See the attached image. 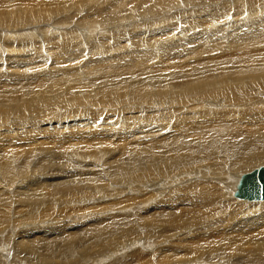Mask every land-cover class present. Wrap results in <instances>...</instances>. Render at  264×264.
<instances>
[{"label": "rangeland", "instance_id": "rangeland-1", "mask_svg": "<svg viewBox=\"0 0 264 264\" xmlns=\"http://www.w3.org/2000/svg\"><path fill=\"white\" fill-rule=\"evenodd\" d=\"M71 1L74 0H61L54 2L49 0H7L6 2L0 1V4L4 3V7L10 6L14 8L20 7V3H26V5L30 4L32 8H36L39 4H43L46 10L42 11L40 16H34V19L38 21V23L44 24L49 21H60L59 23L61 24L77 22L79 25V27L71 26L67 29L65 28V30L54 29V31L51 30V34L58 36L60 31L66 32L68 30H73L74 33L77 29L79 31L81 29V31H87V27H89V29L94 28L95 31L93 32L87 31V36H84L81 31L73 34L78 36L76 38H78L77 41L79 40L80 44L87 39L90 42L92 38L91 36L95 37L100 35L104 28L102 26L94 27L97 23L94 20L95 18L97 19L96 15L102 13L108 14L107 16L111 17L110 13L115 9H111V2L104 3L103 0H99L96 4L88 2L89 0H85V3L83 4L82 0H80L76 7L70 8L69 2ZM157 1L158 0H151L152 3ZM192 1L193 0H170V3H177V7L181 6V9L177 10L176 7L174 12L163 15L158 19H151L143 22L134 21L131 22L129 26H123L124 28L120 27L121 30H125L127 33L129 31L131 36H123L118 42L114 40L112 48L128 45L124 50H129L132 47L138 49L137 51L141 53L140 56L136 57V52L131 54V61H134L135 64L133 65L136 67H131V70H124L119 73L115 71V63L113 62V59H111L110 63L105 64L103 68L99 66V63L90 65L89 68L86 67V77L82 76V74L75 68L65 71L62 70L61 67L54 65V63L59 61L58 65L64 64L67 66L72 59L74 60L77 57L84 58L91 52L98 50L97 48H102L100 40V43H95H99L97 45H92L88 40V43L85 41L86 43L82 44L83 48L85 44L88 47V50H86L87 47L85 46V52L83 48H81L83 51L81 50L79 53H75L73 52V48H69L57 53L56 50H58L59 47L56 46V41L49 42L47 40L50 39L45 38L44 35L35 37L34 40L37 41L36 45L29 43V41L25 42L20 40L27 38H6L14 33H22L26 30L23 28L27 26L28 23L22 25V22L25 21L23 18L20 23L3 22V26L0 27V77L3 81L0 80V82H8V85H0V100L4 98L27 99L26 97L30 95V92L39 89L43 90V92L39 93L43 97H52L54 96V91L47 92L44 88L45 85L49 84L50 79L59 81L63 87H67L73 82L83 81L89 86L86 89H83L85 91L83 94H75L74 97L68 99V102H75L73 107L68 111L62 107L55 108L44 103L43 106L40 107L41 109L39 108L41 114L39 112L38 116H35L34 112L32 113L31 110L28 115H26L25 111L0 112V146L4 147L3 149L0 147V152L7 151L8 149H11L8 150V152H21L23 149L29 147L31 150H34L38 148V146L45 147V149L50 147V149H52L50 150L51 154L44 151L39 156L34 154H30L29 157L16 155L17 158H14V160L10 159L12 172H10L7 178L11 180L14 185L17 183L15 186H12V183L10 184V182L7 183L5 181L6 179L2 178L6 177L0 173V202L4 201L1 200V198H6L8 202V204L6 203L0 211L3 210L9 217V221L3 223V225H5L3 226L4 228L1 227L3 229H0V264H50L48 263L50 261L51 264H54V259L47 261L48 258L44 257L42 252L39 253V256L32 257L25 253H18L15 250L14 239H18L16 237H18L20 231L24 234L25 232H28L27 230L29 228H25V226L21 224H31V227L36 225L37 227L46 226L49 229L52 228L53 230L45 233L51 234V237H58L67 232L82 235L85 231L94 227L107 226L114 222L120 224L119 231L116 233V236L111 237L110 242L106 243L105 247L103 244L93 243L92 252H89L86 250V247L89 244V239L80 240L78 243H68V249L63 245L54 253V257L58 264H264V256L259 261L253 262L251 257L240 254V250L243 248H240L235 254H233L234 251L230 252V250L225 248L229 246L234 237L247 229L246 227L237 224L234 219L233 214L240 215L237 210L238 207H246L249 204L255 203H259L257 205L260 206L264 203V200L247 201L237 198L239 201H235L236 198L233 196V189L231 191L232 197H225V200L227 199L226 202L231 206V211L223 212V210L216 209L215 212H221L222 215L216 217V215L209 214L208 218H200L202 221L198 222L196 220L189 222L186 229L169 227L164 223L154 221L153 217L158 214L162 217L166 216L168 214L166 211L169 210L170 206L177 207V210H180L182 213L197 214L203 212V205L195 206L190 202L192 194L197 190H210L213 192V196L214 194L219 195L225 186L229 187L230 183L205 179L202 178L201 173L200 175H194V173L191 172V178L185 181H182V179L177 180V183L166 186L171 187L170 190L160 192L166 187L159 186V183L162 181V179H159V175L145 177L143 176L144 169L138 168L136 169L138 172L136 173V178L125 176L123 171L125 169L134 168L135 166L132 164V154H129V152L122 153L119 150L122 147V144L118 146L120 141L111 140L112 138H103L104 141L107 140V142L103 141L99 145L95 143L93 144L94 140L89 136L90 130H87V125L74 128L75 132L79 133L77 134L78 141L76 140V142L75 140L70 141L69 137L57 141L55 139L56 137L46 136L41 132V128L45 127L43 123L48 120L50 122L51 120H54V124L52 123L53 125H57L55 124L57 122H60L61 124L66 122L78 124H93L92 122H96L97 124H100L104 120L122 119L123 121L127 120L126 117L129 118L131 115H138L143 122H146L148 116H151L156 117L155 123L175 124L178 114L184 115L188 117V119L193 120L191 119L192 116L205 114L206 111H204V109L215 108L206 104V100L216 98L214 94L217 93L214 89L215 86L208 85L210 81L207 77L216 74L221 71L222 68L214 69L215 67L212 66V63L217 62L218 59L209 60L208 58L219 54V52L211 51L215 49V47H209L206 44L198 45L196 42L197 40H192V36L188 35L187 31H193L195 27L193 17H191L192 14H200L202 17L207 11L220 6L216 7L211 4V0L206 3L204 2L205 0H197L195 1L196 5L192 3L191 7L189 4L186 8L184 7L187 2L190 3ZM136 2L137 1L135 0V3ZM138 2L140 3V1ZM139 3L136 4L140 5ZM147 5L148 9L153 10L155 13L158 12V7H155L149 2ZM226 5L230 6V2H227ZM101 6H104V8ZM19 9L23 10L22 8ZM179 11L184 13L191 12L185 15H180L181 12ZM240 11L241 10L236 12L238 13ZM175 12H179L177 15L185 17H177ZM163 13V11L160 12V14ZM107 16H103V18H106ZM209 18L211 17L203 16L200 18L198 24H201L200 26L206 25L204 22ZM93 21H95V24H93ZM155 21L161 23H165L166 21V23L163 24L159 30H147L148 34L144 28H141L144 30L133 28L136 24L139 25ZM130 26L135 30L132 29V31H130ZM85 27L87 29H85ZM114 29L116 28H109L108 30L106 28L104 31L107 34L103 35V37L105 36L104 38H106V36L114 32ZM178 30L183 34L179 39L172 43H169L170 40H165L168 33ZM198 36H200V34ZM136 37L139 39L136 40ZM132 41L136 42L135 46L130 43ZM106 42H104V44H106ZM108 44L110 43L108 42L106 45ZM94 45L97 48L93 47ZM154 45V48L151 47ZM76 46L78 45L75 44V47ZM89 46H91V48ZM145 47H149V51L158 54H161L162 50H164L166 53L170 54V56L167 57L169 59L165 60L162 65L157 63L159 60L157 58L150 60L145 55ZM174 47H180L181 51H176ZM15 49H21L18 52H24L28 55L27 58L30 60L29 64L22 67L24 65V63H22L21 67L22 69H27L29 71L20 70L19 72H22V74L19 72L16 74V67H12L9 63L13 60L10 59L9 53L12 54L14 58L17 57L20 62H22V59L16 56L17 52ZM113 51L114 50H112L111 53L115 52ZM72 53L75 54L72 55ZM111 53H108L109 56ZM46 58L47 61L45 60ZM177 61H180L178 65H181V68L186 73L193 69H198V78L203 79L202 81L206 80L205 85L208 87V90H203L208 92L204 94H182L181 96L169 93L170 91H173V89L175 90L173 82L177 79V77L174 76L177 75H174L175 71L173 70L176 69ZM142 62L144 65H142ZM78 64H80V62ZM1 67H3V70ZM42 67H48V72L43 73L42 69L39 70V68ZM36 68L38 69L35 70ZM10 70L11 72H9ZM66 73H68V75H66ZM150 73L160 75V79L151 81L150 83L156 88L162 89L161 91H165L167 94L158 93L157 95L140 98L138 101H131L125 96L127 93L124 89L125 86L131 83L135 84ZM18 75L19 80L17 79ZM170 76H172V78L166 80V78H169ZM98 87L100 89L96 95L90 92ZM112 87L121 89L117 92L119 94L115 95L108 92ZM2 89L7 90L4 93H1ZM55 91H58V89ZM179 97H183V100H181L182 98L179 99ZM28 99H31L34 102L38 100L36 96ZM232 102H234V100ZM235 107H239L237 110L241 112L243 111L242 106ZM246 107L245 112L247 111ZM75 108L76 110L73 112ZM83 108H92L94 110L92 113L87 114L80 112L83 111L81 110ZM108 109L109 111H107ZM100 111H102V113ZM23 123L27 124L21 125ZM125 132L126 131H124V133ZM131 133V136L139 138L136 141L129 139L131 147L135 143H138L143 147L145 144L161 138L155 137L153 140L151 139V141H144L142 131L139 128L133 129ZM114 134L115 133L112 132V136ZM131 136H129V138H131ZM29 137L31 139L28 141ZM27 142L30 143L25 146ZM71 142L77 143V145L83 147H86L87 145V153L80 155L81 160L77 159L78 157H69L68 152L59 149L61 147L70 146ZM108 144L116 146L111 147ZM89 147L96 148V152L92 153V151L89 150ZM157 147H159L157 153L166 152L162 151L163 149H166L162 142H159ZM54 149L56 150V153L58 150L63 151V156H58L56 153L54 154ZM12 155H15V153ZM4 162L5 161L2 158L0 160V165L4 164ZM73 164L80 167L86 165L85 168H88L87 165H90V168L94 165L97 169L96 171H93L94 181L97 182V184H100L101 188L93 191L91 194H83L76 200L61 201L59 198H55L46 203L44 200L47 198V193L54 190L52 188H60L62 184L66 182V179L76 173L75 169L72 167ZM263 165L264 160L258 162L256 166L252 167L256 169ZM16 176L18 177V180L16 179ZM12 179H14V181ZM9 184L11 187H4L7 185L10 186ZM186 184H189L187 188L185 187ZM21 193L24 197L26 193H29L30 195L29 197L24 198ZM219 199L222 200L220 195ZM34 201L39 203V207L33 208L30 202ZM233 206H235V209H232ZM148 217L153 220L154 225L148 226L146 224V218ZM0 218H2L1 213ZM154 226H159L160 228ZM31 227L29 230L32 231L33 228ZM37 229L38 228L34 230ZM14 230L17 232L15 233ZM156 233L159 234V236H157ZM40 235L41 234L34 232L31 235H27V237L33 239ZM32 242L37 243V240H32ZM224 249L228 251L225 254L223 253ZM83 251H87L89 254H85ZM209 252L213 253L211 257H209ZM83 259L85 260L83 261Z\"/></svg>", "mask_w": 264, "mask_h": 264}, {"label": "bare ground", "instance_id": "bare-ground-1", "mask_svg": "<svg viewBox=\"0 0 264 264\" xmlns=\"http://www.w3.org/2000/svg\"><path fill=\"white\" fill-rule=\"evenodd\" d=\"M0 1L6 2L7 0ZM49 1L54 2L61 0ZM79 1L80 0H74L69 2L70 8L76 7ZM103 1L104 3L111 2V9L115 10L110 13L111 17L107 16L108 14L98 13L96 15L97 19H94L97 22L94 27L102 26L105 29L107 28V30L109 28L116 29H114V32L109 34L110 36H106V38H104L105 36L103 37V35L107 34L104 31L105 29L103 28L100 35H97L95 37L91 36L92 38L90 42L87 39L88 42L92 45L96 42H99L100 40V45L102 46V48L99 49L95 46L99 44V42L93 46L98 50H95L90 54L88 53V56L84 58L77 57L74 60L72 59L70 60V64H68L67 66H65L64 64L58 65L59 61L55 62L54 65L61 67V69L65 71L75 68L77 71H79V73L82 74V76L85 77L87 76L85 73L86 67L89 68L90 65L99 63V66L103 68L105 64L110 63L111 59H113V62L115 63V71L121 73L124 70H131V67H136L133 65L135 64L134 61H131V54L133 52H136L135 56L138 57L141 55V53L137 51L138 49H134V47L130 48L129 50H124L128 45L112 48L114 40L118 42L123 36H131L129 31L127 33L125 30H121L120 27L129 26L131 22L134 21L143 22L151 19H158L163 15L174 12L175 8L177 7V3H170V0H158L155 3H152L151 0H148L149 3H151L155 7H158V12L155 13L153 12V10L148 9L147 0H136V3H139L138 1H140V5L136 4L135 0ZM195 1L197 0H193L190 3L187 2L185 5L182 3L181 4L184 5L185 8L188 4L191 7L192 3L196 5ZM88 2L96 4L97 2H99V0H89ZM204 2H210V0H205ZM227 2H230V6L226 5ZM82 3L84 4L85 0H82ZM211 4L215 5L216 7H220H213V10H209L205 15H202V17H211L207 19L206 22H204L206 23V25L200 26L201 24H198L200 18H202L200 14H192L191 17H193L195 27L193 31H187V34L192 36V40H197L196 42L198 45L206 44L209 47H215V49L211 50L212 52H219V54L208 58L209 60L218 59L217 62L212 63V66L215 67L214 69L222 68L221 71L207 77V79L210 81L208 85L215 86L214 89L215 91H217V93L214 94L216 98L206 100V104H209L210 106L215 108L204 109L206 113L192 116L191 119L193 120L188 119V117L184 115L178 114L175 120V124L155 123L156 117L151 116H148V120L146 122H143L140 120V116L131 115V117L129 118L126 117L127 120H104L100 124H97L96 122H92L93 124H78L67 122L61 124L60 122H57L55 123L57 125H53L54 120H51V122L48 120L43 123L45 127L41 128V132H43L44 135L54 136L56 137L55 139L57 141H61L64 138L69 137L70 141L75 140L76 142V140L78 139L77 134L79 133L75 132L74 128L87 125V130H90L89 136L94 140L93 144L95 143L99 145L104 141V139L110 138H112L111 140L120 141V143H118V146L122 144V147L119 150L122 153L129 152V154H132V164L135 167L125 169L123 171L125 176L130 178H136V173H138L136 169L143 168V176L145 177L159 175V179H162V181L159 183V186L162 187L177 183V180L182 179V181H185L191 178V172H193L194 175H200L201 173L202 178L205 179H213L223 183H230L229 187L225 186L219 193L223 201L219 199L218 194H214L213 196V192H211L210 190H197L192 194L190 202L195 206L203 205V212L197 214L182 213L180 212V210H177V207L170 206L169 210L166 211L168 212L166 216L162 217L158 214L153 217L154 221L164 223L165 225L174 227L176 229H186L189 222L196 220L198 222L202 221L200 218H208L209 214L216 215V217L222 215L221 212H215L216 209L221 211L223 210V212L229 210L231 211V206H229V203L226 202L227 199L225 200V197H232L231 191L233 189V196L236 198L235 201H239L237 200V198L247 201H260L240 198L237 196V192L242 182L243 176L247 174V172L250 173V171L252 172L255 169L252 166H256L258 162L264 160V104H262L264 103V0H211ZM4 5V3L0 4V27L3 26V22L20 23L22 18L25 20L22 22V25L28 23L27 26L23 28L26 30H24L22 33H14L13 35L6 37L7 39L27 38L20 40L25 42L29 41V43L36 45L37 41L34 40L35 37L44 35L45 38L50 39L47 41H56V46L59 47V49L56 50L57 53L61 50H67L69 48H73V52L79 53L82 50L81 48H83L82 44L87 42V40H85L86 42L82 41V44H80V41H77L78 38L76 37L78 36H75L73 34L78 32V29L74 33L73 30H68L66 32L60 31L58 33V36L51 34V30L54 31V29L65 30V28L67 29L71 26L79 27L77 22L61 24L59 23L60 21H49L44 24L38 23V21L34 19V16H40L41 12L46 10L43 4H39L36 8H32L30 4L26 5V3H20V7L15 8L10 6L4 7ZM101 7L104 8V6ZM19 8H22L23 10ZM176 9H181V6L177 7ZM239 10L241 11L237 13L236 11ZM162 11L164 13L160 14V12ZM179 12H175L177 17H185L180 15L188 14L191 11L186 13L181 12L180 15H177ZM47 14L49 15L48 12ZM103 16L107 17L103 18ZM95 21H93V24H95ZM147 23L139 25L136 24L135 26H133V28H144L146 29L145 31L147 33V30H159V28H161L163 24L166 23V21L165 23H161L159 21L149 22L148 24ZM47 25H49L50 27ZM87 28L85 27L87 31H95L94 28ZM129 28H131L130 31H132V26H130ZM87 31L81 32L84 36H87ZM199 34L200 36H198ZM181 35L183 34L179 30L173 31L168 33L165 40H170L169 43H172L179 39ZM135 39L137 40L139 38L136 37ZM106 41H108L110 44L106 45L108 43ZM104 42H106V44H104ZM130 43L133 46H135L136 44V42L133 41ZM75 44L78 46L75 47ZM85 46L86 44L84 45V48ZM89 47L91 48V46ZM151 47L154 48L155 45ZM84 48L83 50L85 52ZM174 49H176V51H181L180 47H174ZM15 50L17 52L16 56L22 59V62H20L16 56V58H14L13 55L9 53L10 59H13L9 63L12 67H16V74H18L20 70L29 71L27 69H22V67L29 64L30 60L27 58L28 55H26V53L24 52H18L21 49ZM86 50H88V47ZM112 50H114L115 52L113 51L114 53H111ZM145 52V55L148 59L153 60L154 58H157L159 59L157 63L161 65L165 62V60L169 59L167 57L170 56V54L166 53V51L164 50H162L161 54L149 51V47H145ZM75 53H72V55H74ZM108 53H111V55L109 56ZM45 60L47 61V58ZM79 62L80 64H78ZM143 62L142 65H144L145 63ZM179 62L180 61H177L176 69L173 70L175 71L174 75H177L174 76L177 77V79L173 82L175 90L173 89V91L170 92L167 90L166 91L176 96H181L182 94H204L208 92H205L203 90H208V87H206L205 85L206 80L202 81L203 79L198 78V69H193L186 73L181 68V65H178ZM22 63H24V65L21 67ZM3 67H1L2 70ZM37 69L38 68H36L35 70ZM40 69H42L43 73H47L49 70L48 67H42L39 68V70ZM11 70L9 72H11ZM19 73L22 74V72ZM66 75H68V73H66ZM171 78L172 76L166 78V80H169ZM17 79L19 80V75ZM158 79H160L159 74L150 73L146 75L142 80H139L135 84L131 83L125 86L124 89L127 91L125 96L128 97L131 101H138L140 98L157 95L158 93L167 94L165 91H161L162 89H158L150 83L151 81H155ZM0 85H8V82H0ZM88 86L89 85L86 84L85 81H83L73 82L70 83L67 87H63V85L59 83V81L50 79L49 84L45 85L44 88L47 92L54 91V96L43 97L41 94H39L43 92V90L39 89L37 91H32L33 93L30 92V95L26 97L27 99L4 98L0 100V112L25 111L26 115H28L31 110L32 113L34 112L35 116H38L39 112L41 114L40 107L43 106L44 103L49 104L50 106L55 108L62 107L63 109H67L68 111L71 107H73L75 103L74 101L68 102V99L70 97H74L75 94H83L85 92L83 89H86ZM56 89H58V91H55ZM99 89L100 88L98 87L90 92L96 95ZM6 90L7 89H2L1 93H4ZM120 90L121 89L112 87L108 90V92L117 95L119 94L117 92ZM35 96L38 98L36 102L28 99ZM179 99L183 100V97H179ZM231 99H233L234 102H232L233 100ZM235 106H242L243 111L241 112L237 110L239 107ZM245 107L247 109L246 112ZM75 110L76 108L73 110V112ZM81 110H83L80 111L82 113L90 114L94 109L83 108ZM107 111H109V109ZM100 112L102 113V111ZM25 124L27 123H23L21 125ZM136 128L141 129L144 141H151V139L153 140L155 137L161 138L153 140L150 143L145 144L143 147L138 143L133 144L131 147V142H129V139L134 141L139 139L138 137L131 136V131ZM124 131L126 132L124 133ZM112 132L115 133L113 136ZM129 136H131V138H129ZM30 137L28 138V141L29 139H31ZM105 141L107 142V140ZM159 142H162L163 146L166 147V149L162 150L166 151L165 153H157L159 151V147H157V144ZM29 143L30 142H27L25 146H27ZM111 144L108 145L111 146ZM0 147L2 149L4 148L2 146ZM91 148L89 147V150L92 151V153L96 152V148ZM59 149L68 152L69 157H78L77 159L79 160H81V154L87 153V145L86 147H83L73 142H71L70 146L61 147ZM8 150L0 152V160L3 158L5 161L4 164L0 165V173H2L6 177L2 178L6 179L5 181L7 183L10 182L11 184V180H9L7 177L10 172H12L11 160L17 158L16 155L29 157L30 154H34L36 156H39L44 151L51 154L50 150L52 149H50V147L45 149V147L38 146V148L34 150H31V148L29 147L23 149L21 152H8ZM61 150H58L57 153L55 150L54 154L56 153L58 156H63V151ZM14 153L15 155H12ZM85 166L80 167L73 164L72 167L75 169L76 173L66 179V182H64L60 188H52L54 190L49 191V194L47 193V198L44 201L47 203L48 201H51L55 198H59V200L61 201L76 200L83 194H91L93 193V191L101 188L100 184H97V182L94 181L93 171H96L97 169L94 167V165H92V168H90V165H87L88 168H85ZM16 179L18 180L17 176ZM12 180L14 181V179ZM16 184L17 183H15V185ZM13 185L14 184L12 183V186ZM188 186L189 184H186L185 187L187 188ZM4 187H11V185H7ZM170 189L171 187H166L160 192L168 191ZM29 195V193H26L25 197L24 195L23 197L26 198L29 197ZM5 199L1 198V200H4L6 202H0V210L6 203L8 204L7 199ZM30 204L33 206V208L39 207L38 202L34 201L30 202ZM257 204L259 203L249 204L246 207H238L237 210L239 211L240 215L233 214L234 219L236 220L237 224L242 225L247 229L243 230L242 233L234 237L229 246L225 247L227 250H230V252L234 251L233 254L237 253L240 248H243L242 250H240V254L251 257L253 262L259 261L264 256V203H262L260 206H258ZM232 209H235V206H233ZM0 213L2 214V218H0V229H3V226H5L3 225V223L8 222L9 217L6 212L4 213L3 210L0 211ZM153 220L150 217L146 218V224L148 226L154 225ZM21 225H24L25 228L31 227V224L24 223ZM119 225L120 224L118 222H114L107 226L94 227L90 230L85 231V233L82 235L67 232L58 237H51V234L45 233L53 230L52 228L49 229L46 226L37 227L36 225H34L33 227H31L33 228L32 231L29 230V228L28 230L24 228L28 231L24 234H22V231H20L18 237H16L18 239H14L13 242L15 243V250L18 253H25L32 257H36L39 256L40 252H42L44 254V257L48 258L47 261H49L50 259H54V264H58L57 260L54 257V253L61 246L64 245V247L68 249V243H78L80 240L89 239V244L86 247V250L92 252V244L100 243L105 247L106 243L110 242L111 237L116 236V233L119 231ZM154 227L160 228L159 226ZM36 228L38 229L34 230ZM16 232L17 231H15V233ZM34 232L41 235L33 239L27 237V235H31ZM156 235L159 236V234L157 233ZM32 240H37V243H33ZM226 249H224L223 251L224 254L228 252ZM87 251H83V253L89 254V252ZM212 255L213 253H210L209 257H211ZM85 259H83V261ZM48 263L51 264V261Z\"/></svg>", "mask_w": 264, "mask_h": 264}, {"label": "water", "instance_id": "water-1", "mask_svg": "<svg viewBox=\"0 0 264 264\" xmlns=\"http://www.w3.org/2000/svg\"><path fill=\"white\" fill-rule=\"evenodd\" d=\"M237 196L248 200H264V165L243 176Z\"/></svg>", "mask_w": 264, "mask_h": 264}]
</instances>
